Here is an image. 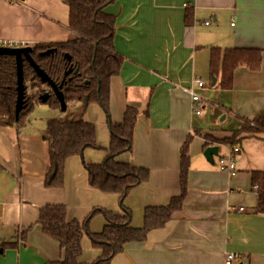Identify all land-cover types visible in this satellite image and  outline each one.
<instances>
[{
  "label": "crops",
  "instance_id": "1",
  "mask_svg": "<svg viewBox=\"0 0 264 264\" xmlns=\"http://www.w3.org/2000/svg\"><path fill=\"white\" fill-rule=\"evenodd\" d=\"M65 1L0 0V42L33 49L71 45L77 37L69 29ZM188 8L193 13L189 26ZM104 13L114 18L113 47L124 59L120 73L110 79L108 113L98 103L82 102L63 117L60 108H51L54 112L36 104L34 114L0 125V264H52L65 258L39 223L46 207H65L68 223L88 221L94 235L108 224L105 212H121L118 196L90 187L84 165L105 161L112 140L109 123L123 124L129 108L138 111L133 150L116 160L150 173L125 200L132 227H143L147 209L168 208L181 195L182 149L191 138L187 191L181 210L164 227L142 243L126 245L111 264H227L230 253L236 255L232 264H264V214L253 183L254 173L264 175V132L234 136L244 120L264 116V0H118ZM230 49L260 50L262 62L256 72L238 67L232 89L224 90L221 69L212 76L211 54ZM196 80L205 88H197ZM190 87L211 103L203 104L200 116L185 92ZM60 118L93 124L100 149L69 158L64 185L54 189L46 184L43 136L49 122ZM215 146L219 154L210 163L204 152ZM234 146L241 153L237 174L229 177L219 169V158ZM82 250L80 264H93L102 255L88 237Z\"/></svg>",
  "mask_w": 264,
  "mask_h": 264
},
{
  "label": "trees",
  "instance_id": "2",
  "mask_svg": "<svg viewBox=\"0 0 264 264\" xmlns=\"http://www.w3.org/2000/svg\"><path fill=\"white\" fill-rule=\"evenodd\" d=\"M118 0H66L70 8L69 29L76 35V40L69 46L36 45L33 58L49 77L60 84L64 81V94L66 102L70 91L75 95L70 100L83 102L86 106L98 103L108 113L109 111V85L110 79L117 76L124 59L114 51L113 39L116 32L114 18L104 13V9ZM191 9L186 11V25L192 23ZM68 51L72 57L71 65L75 70L73 75L65 74L70 64L60 58L58 54L40 57V53L50 49ZM262 62V52L257 49H230L223 55L216 50L211 54L212 76L221 69L220 86L224 90L233 87L234 72L238 67L245 66L256 72ZM76 71V72H75ZM25 76V102L19 119L26 113L33 111L40 96L50 93L48 87L37 78L28 63L24 64ZM213 76V77H214ZM70 77V79H69ZM217 79V75L215 77ZM17 69L13 57H4L0 60V92H7V87H16ZM50 89V88H49ZM7 97L0 101V116L6 120L3 126L14 124L16 121L15 106L18 98L16 91L7 92ZM48 104L52 108L60 105L50 93ZM32 96L34 102L27 101ZM138 120V111L129 108L123 124L109 123L112 134L110 152L100 165H84L88 174L90 187L106 195H116L119 198L121 212H105L108 224L102 234L94 235L89 231L88 221L84 224L73 221L68 223L67 211L63 206H50L41 211L39 223L43 233L57 242L65 252V258L52 264H80L83 255L82 241L91 239L92 246L101 250L100 259L93 264H111L113 259L122 254L126 245L142 243L148 234L161 229L172 217L181 210L184 195L187 191L188 178V147L189 138L182 149V193L174 198L168 208H149L145 212V221L142 228L132 227V215L125 206V200L137 186L149 180L150 173L146 169L120 164L117 157L124 152H131L134 144V134ZM253 122L244 120L243 129L235 132L238 137L243 133L264 132V116L256 117ZM43 140L47 145L49 171L46 184L50 188L61 189L64 185V170L66 161L74 156H82L87 149H100L96 144V128L84 120L68 122L63 119L51 120L48 124ZM231 140H224L223 144H230ZM254 187L259 195L258 211L264 214V175L253 174Z\"/></svg>",
  "mask_w": 264,
  "mask_h": 264
},
{
  "label": "water",
  "instance_id": "3",
  "mask_svg": "<svg viewBox=\"0 0 264 264\" xmlns=\"http://www.w3.org/2000/svg\"><path fill=\"white\" fill-rule=\"evenodd\" d=\"M33 48L30 46L21 47V48H6V47H0V60L4 57H13L15 59L16 63V69H17V83H16V92L18 94V98L16 101L15 106V116L16 121L19 120L20 113L23 108V102L25 98V76H24V64L28 63V65L32 68L37 78L41 81L42 84L47 85L55 98L57 99L60 109L62 112H65L67 110V102L65 98V94L62 90L65 79L61 85H58L55 81H53L49 75L45 72L44 69L40 67L39 64L34 60L33 58ZM54 53V49L47 50L45 52H42L40 54V57H47L49 55H52ZM65 59L68 62L72 61V57L69 54H65ZM76 72V71H75ZM71 73H73V70L69 68L68 72H66L65 76H69ZM217 83L216 79H213L212 86H215ZM50 93H45L42 96H40V101L44 104L48 102L50 98ZM219 154V147H209L204 152V156L206 159L213 163V156H218Z\"/></svg>",
  "mask_w": 264,
  "mask_h": 264
},
{
  "label": "built area",
  "instance_id": "4",
  "mask_svg": "<svg viewBox=\"0 0 264 264\" xmlns=\"http://www.w3.org/2000/svg\"><path fill=\"white\" fill-rule=\"evenodd\" d=\"M209 25V23H207ZM232 27L235 26L233 22L231 24ZM0 47L6 48H21L26 47L25 44H15L11 42H0ZM197 88L203 89L205 88L204 83L201 80H196L195 82ZM185 92L191 96L193 103V112L195 115L200 116L203 112V97L200 96L193 87L186 88ZM250 125L255 127V123L253 120L250 121ZM241 153V149L239 146H234L233 148L228 149L224 154H222L219 158V169L226 173L229 177H234L237 174L236 168V158ZM240 211H244L240 209ZM236 260V255L234 253L227 254L226 262L227 264H232Z\"/></svg>",
  "mask_w": 264,
  "mask_h": 264
},
{
  "label": "rangeland",
  "instance_id": "5",
  "mask_svg": "<svg viewBox=\"0 0 264 264\" xmlns=\"http://www.w3.org/2000/svg\"><path fill=\"white\" fill-rule=\"evenodd\" d=\"M16 83H17V81H16ZM63 83V81H61V83L60 84H58V85H61ZM4 88H6V91L7 92H13V91H16V88L14 87V89H11L12 87H7V86H3ZM48 86L46 85V87L45 88H47ZM48 90H49V92L50 93H52V91H51V89H49V87H48ZM7 92H0V101H2V100H4L6 97H7V95H5V94H7ZM47 93V92H46ZM69 96L70 97H68V102H70L71 100V98H73L75 95L70 91V94H69ZM28 100H30V102H32L33 101V97L32 96H27L26 97ZM25 100V99H24ZM39 101H40V99H39ZM34 102V101H33ZM36 104H38V105H40V106H44V108L45 109H47V110H52L51 108V106L48 104V103H43V102H38V103H36ZM35 104V105H36ZM203 104H205V106H209L211 103L210 102H208V103H204L203 102ZM78 106V107H82V102H77V101H71L70 102V105H69V107L67 108L68 109V112H70V111H72V110H74V107L75 106ZM53 109H56V108H53ZM59 109L57 108V112H59L58 111ZM61 110V109H60ZM52 111H54V112H56L55 110H52ZM204 111H205V109H203V113H204ZM34 112H35V110H33L32 111V113H31V115L32 114H34ZM50 114H52V113H50V111H47V115H50ZM67 114H66V112H64L63 113V117H65ZM37 117H40L41 118V116L40 115H37ZM218 119H221V118H218ZM6 120V118L4 117V116H0V124H3L4 123V121ZM223 123V122H222ZM218 158L216 157V160H217Z\"/></svg>",
  "mask_w": 264,
  "mask_h": 264
},
{
  "label": "flooded vegetation",
  "instance_id": "6",
  "mask_svg": "<svg viewBox=\"0 0 264 264\" xmlns=\"http://www.w3.org/2000/svg\"><path fill=\"white\" fill-rule=\"evenodd\" d=\"M67 53L69 54L68 51L56 50V49L54 48V53H53V54H58V56H59L60 58H63V60H64L65 62H67L68 64H70V69H72V70H73V73H74L75 68H74L73 65H71L72 61H71V62H68V61L65 59V54H67ZM42 58H44V57H42ZM68 69H69V68H68ZM73 73H71L69 76L73 75ZM67 77H68V76H67ZM69 79H70V77H69ZM62 90H63V92H64V85H63Z\"/></svg>",
  "mask_w": 264,
  "mask_h": 264
},
{
  "label": "bare ground",
  "instance_id": "7",
  "mask_svg": "<svg viewBox=\"0 0 264 264\" xmlns=\"http://www.w3.org/2000/svg\"><path fill=\"white\" fill-rule=\"evenodd\" d=\"M27 101H30V100H28V99H26ZM25 102V101H24ZM33 102V101H32Z\"/></svg>",
  "mask_w": 264,
  "mask_h": 264
}]
</instances>
